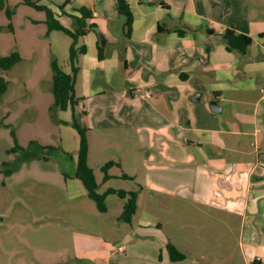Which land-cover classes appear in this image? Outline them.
<instances>
[{
  "label": "crops",
  "instance_id": "0c3cea01",
  "mask_svg": "<svg viewBox=\"0 0 264 264\" xmlns=\"http://www.w3.org/2000/svg\"><path fill=\"white\" fill-rule=\"evenodd\" d=\"M38 4L49 8L72 32L73 17L80 18L79 10L90 13L85 24L94 30L79 37L75 46L85 51L76 55L74 86L79 99L74 114L78 124L86 128L88 167L93 141L103 152L114 151L108 140H116L123 132L133 136L132 131H136L146 145L154 140L158 164L194 170L190 181L182 176L180 185L165 181L163 188L196 202L205 221L216 220L227 230L232 229L231 224L237 227L241 264H264V163L257 165L258 154L264 161V0H127L129 38L123 35L124 20L116 0H71L66 4L63 0H39ZM37 12L40 15L27 17V22L44 26L46 31L45 14ZM227 30L251 39L244 54L225 49L223 35ZM99 35L104 38L103 46ZM98 47L102 48V60L98 59ZM196 95L197 101L193 100ZM199 101L203 105L196 115L198 139L194 144L185 134L193 130L186 121L193 122L190 111ZM211 102L221 110L213 112ZM64 114L69 118L63 121L69 122L71 111ZM78 144L79 139L76 153ZM75 163L71 159L72 171L67 178L62 177L66 202L70 203L87 198L82 184L72 177ZM221 166L229 171L220 174ZM197 172L212 176L214 182L204 186L208 182L198 178ZM196 182L204 187V195L194 194ZM164 199L162 204L166 205ZM72 213L66 216L88 217L77 209ZM119 216L110 221L88 220L84 224L87 236L78 237L73 253L61 257L62 261L122 264L136 257L145 264H182L192 258L187 250L183 260L172 262L166 243L146 246L148 254H141L145 251L139 249L148 243L142 232L158 231L161 224L138 208L130 223H120ZM5 220L0 214V226ZM224 241L218 238L217 244ZM119 254H125L123 259L117 257Z\"/></svg>",
  "mask_w": 264,
  "mask_h": 264
},
{
  "label": "rangeland",
  "instance_id": "374dc122",
  "mask_svg": "<svg viewBox=\"0 0 264 264\" xmlns=\"http://www.w3.org/2000/svg\"><path fill=\"white\" fill-rule=\"evenodd\" d=\"M7 8L13 14L9 20L5 10L0 12V58L16 52L21 61L8 71H0V76L8 82L0 98V171L2 163L13 162L18 155L10 152L14 146L12 134L17 145L23 149L33 141L58 150L46 155V161L24 162L9 176L0 173V214L6 218L5 225L0 226V264H74L62 261L61 257L73 253L71 250L78 237L87 236L84 224L88 220L94 223L96 220L116 219L122 211V201L115 195H106L103 213L88 198L66 202L62 177L63 172L67 174L72 171L70 158L76 161L79 137L70 126L61 123L69 118L67 114L49 110L53 105L50 62L55 60L61 70L68 73L67 51L71 40L58 31L48 38L44 26L27 22V17L34 18L40 14L23 5L21 0H7ZM194 105L190 111L193 122L191 119L186 121L193 130H187L185 134L195 144L198 139L196 115L203 103L199 101ZM123 133L118 134L116 140H108L114 151L101 152L97 143L91 142L92 161L89 166L94 172L98 194H103L107 189L136 192L138 211L151 214L161 224L158 231L142 232L148 243L142 245L145 248L139 249L145 251L141 254H148L149 248L146 246L166 243L184 257L191 251L192 258H186L182 264H241L236 245L237 227L231 224L232 229L227 230L216 220L213 223L205 221L201 216L202 208L196 202L163 188L165 181L171 186L180 185L182 176L190 181L194 170L158 164L154 140L149 146L142 142L136 131H132L133 136ZM109 162L114 163L107 170L110 178L103 180L104 174L96 164L103 166ZM194 169L197 170V167ZM218 170H221L220 174L229 171L227 166H221ZM209 172L214 174L211 169ZM197 174L200 175L199 172ZM122 175L136 180L120 179ZM111 176H115V179ZM198 178L208 182L204 186L214 182L212 176L200 175ZM203 188L196 182L194 194L204 195ZM220 190L222 193L224 188ZM162 198H165L166 205L162 204ZM76 209L85 213L87 219L76 215L79 212L72 217L66 216ZM120 223L124 222L120 220ZM213 224L215 227L211 228ZM218 238L225 241L218 245ZM125 254L117 257L123 259ZM225 256H229V259ZM122 264L145 263L132 257Z\"/></svg>",
  "mask_w": 264,
  "mask_h": 264
},
{
  "label": "trees",
  "instance_id": "16d2710c",
  "mask_svg": "<svg viewBox=\"0 0 264 264\" xmlns=\"http://www.w3.org/2000/svg\"><path fill=\"white\" fill-rule=\"evenodd\" d=\"M71 0H64V4L69 3ZM39 0H21V3L25 6L32 8L35 11L43 12L45 14L44 24L46 26V34L48 35L52 31H58L66 35L71 39V44L68 50V61L70 65V73H65L61 70L55 60L50 62L51 69V93L53 96V105L49 108L51 112L55 111H71V120L69 122L61 121L63 125H69L74 129L79 137L78 150L76 155L75 169L72 177L79 180L85 189L86 196L95 204L96 209L103 213L105 212L104 197L106 195H116L119 199L123 200L122 211L119 216V220L124 223H130L132 216L135 214L136 206V192L115 191L107 189L103 194H98V185L95 182L93 171L87 165V139L86 128L78 124L75 118V108L78 105L79 99L75 96L74 86L76 82V76L78 69L76 67V55L77 53L84 52L83 47L75 48L79 37L84 36L88 30L93 31L94 27L85 24V20L90 18V13L86 9H80V18L73 17L75 23V30L72 32L63 27L53 16V12L42 5L38 4ZM117 9L120 16L123 18V35L125 38H129L131 28V13L127 5V0H116ZM5 10L7 19H11L13 12L7 8V0H0V12ZM223 36L226 39L223 40L225 49L229 52H235L238 54H244L251 44V39L247 36L237 34L233 31L227 30ZM98 59H103L102 48L98 47ZM21 61L20 55L16 52H12L8 56L0 58V71H8L15 64ZM8 86V82L0 76V98L5 93ZM14 146L10 150L11 153H18L17 158L13 162L2 163V173L4 176H9L13 172L17 171L24 162L30 160H44L48 158L51 151L58 150L57 148L42 146L35 142H30L26 149L19 147L16 143L14 135L12 134ZM71 160V158H70ZM114 163H106L100 167L103 172V180H108L110 177L107 175V170L113 166ZM69 175L63 172V177L67 178ZM122 178L131 179L126 175H122ZM166 249L169 259L172 262H178L184 259V256L176 251L171 245L167 244Z\"/></svg>",
  "mask_w": 264,
  "mask_h": 264
},
{
  "label": "water",
  "instance_id": "95a60500",
  "mask_svg": "<svg viewBox=\"0 0 264 264\" xmlns=\"http://www.w3.org/2000/svg\"><path fill=\"white\" fill-rule=\"evenodd\" d=\"M98 38H99V40H100V46H103V45H104V38H103L101 35H99ZM223 39H226V36H223ZM198 98H199V95H196V96L193 98V100L197 101ZM209 107H210V109H211L213 112H215V113H217V112H219V111L221 110V108H220V107L217 105V103H215V102H211V103L209 104Z\"/></svg>",
  "mask_w": 264,
  "mask_h": 264
},
{
  "label": "built area",
  "instance_id": "2783aa9c",
  "mask_svg": "<svg viewBox=\"0 0 264 264\" xmlns=\"http://www.w3.org/2000/svg\"><path fill=\"white\" fill-rule=\"evenodd\" d=\"M64 1V0H63ZM94 16L96 15L95 13H92ZM144 95L146 96V97H149V93H144ZM263 163H264V161H263V157H262V155H257V165H259V166H263ZM118 249H120V250H122V247H119Z\"/></svg>",
  "mask_w": 264,
  "mask_h": 264
}]
</instances>
